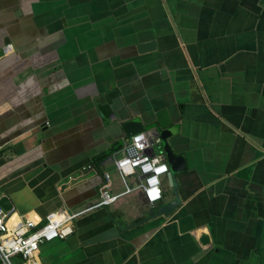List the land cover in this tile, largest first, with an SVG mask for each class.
I'll list each match as a JSON object with an SVG mask.
<instances>
[{
    "label": "crops",
    "instance_id": "obj_1",
    "mask_svg": "<svg viewBox=\"0 0 264 264\" xmlns=\"http://www.w3.org/2000/svg\"><path fill=\"white\" fill-rule=\"evenodd\" d=\"M163 108L185 168L149 204L98 156ZM105 173L125 192L43 242L41 264H264V0H0V198L38 226L95 204ZM114 223L129 227L84 244Z\"/></svg>",
    "mask_w": 264,
    "mask_h": 264
},
{
    "label": "built area",
    "instance_id": "obj_2",
    "mask_svg": "<svg viewBox=\"0 0 264 264\" xmlns=\"http://www.w3.org/2000/svg\"><path fill=\"white\" fill-rule=\"evenodd\" d=\"M11 49V45L7 44L3 52ZM159 146V138L151 131L141 132L125 140L122 155L113 156L112 160L122 181L125 182L133 174L139 177V188L149 204L162 199V177L169 172L163 152L157 149ZM126 190L128 192V188ZM124 192L112 193L110 176L105 173L95 204L76 211L61 208L49 212L38 226H34L28 217L6 211L0 206V264H15L16 257L21 260L20 264H41L38 254L43 242L69 236L74 231V221L78 216L92 208L110 205Z\"/></svg>",
    "mask_w": 264,
    "mask_h": 264
},
{
    "label": "water",
    "instance_id": "obj_3",
    "mask_svg": "<svg viewBox=\"0 0 264 264\" xmlns=\"http://www.w3.org/2000/svg\"><path fill=\"white\" fill-rule=\"evenodd\" d=\"M155 47L154 42H147L146 44H140L138 49H151ZM97 107L102 114V116L106 118H110L114 115L111 106L105 101L103 96H99L96 98ZM172 119L169 115V112L166 108L157 110L153 114V118H149L147 120H143L139 117H130L128 119L122 120L121 127L123 131V137L120 141V146L115 147L114 145L110 147L106 152L99 155L98 158L107 159L109 161L113 160L114 153L122 147V143L128 138L135 136L141 132L151 131L152 134L156 137H159L160 145L162 148L163 155L167 164L169 165V172L167 173L170 183H172V175L176 172L182 171L185 168V162L183 156L180 154H176L173 147L168 141V138L173 134V129L171 127ZM180 199L176 198L169 202L163 203L158 206L156 212L151 216H168L170 215L179 205ZM0 206L3 207L4 210L10 211L12 208L10 200L6 196H2L0 198ZM129 226L122 227L116 223H114L111 227L105 229L104 231L88 238L84 244H92L97 242H103L107 240H111L117 238L119 233L128 228ZM200 241L203 244L209 242L208 235L203 233L201 235Z\"/></svg>",
    "mask_w": 264,
    "mask_h": 264
}]
</instances>
